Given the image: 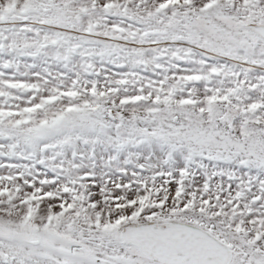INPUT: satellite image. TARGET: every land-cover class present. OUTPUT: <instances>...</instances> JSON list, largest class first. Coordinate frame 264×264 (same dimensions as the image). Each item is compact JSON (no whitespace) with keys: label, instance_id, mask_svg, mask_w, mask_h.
Segmentation results:
<instances>
[{"label":"snow or ice","instance_id":"obj_1","mask_svg":"<svg viewBox=\"0 0 264 264\" xmlns=\"http://www.w3.org/2000/svg\"><path fill=\"white\" fill-rule=\"evenodd\" d=\"M0 264H264V0H0Z\"/></svg>","mask_w":264,"mask_h":264}]
</instances>
